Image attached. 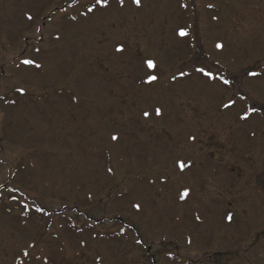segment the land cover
<instances>
[{"label":"rangeland","instance_id":"1","mask_svg":"<svg viewBox=\"0 0 264 264\" xmlns=\"http://www.w3.org/2000/svg\"><path fill=\"white\" fill-rule=\"evenodd\" d=\"M93 4L0 0V264H264V0Z\"/></svg>","mask_w":264,"mask_h":264},{"label":"snow or ice","instance_id":"2","mask_svg":"<svg viewBox=\"0 0 264 264\" xmlns=\"http://www.w3.org/2000/svg\"><path fill=\"white\" fill-rule=\"evenodd\" d=\"M132 3L135 4L137 7H139L141 5V0H132ZM119 4L121 6H123L124 4V0H119ZM108 6V0H94V4L90 7L87 8V13H93L95 10H97V8L99 9H104ZM186 7V6H185ZM209 7H211V5H209ZM87 13H85L84 15H86ZM28 19L31 20L32 17L31 16H28ZM72 19H75V17H72ZM178 35L180 37H186L188 35V33L185 31L184 28H180L179 31H178ZM56 39H59V37L57 36ZM216 48L217 49H222L223 48V45L222 44H219L217 43L216 44ZM37 51H39V49H37ZM115 51L117 53H123L125 51L124 47L122 45L120 46H117L115 48ZM23 64H26V65H32V64H35L36 67H41L42 65L36 63L35 60L33 59H26V60H23L22 61ZM140 71L144 74V77H146V79L144 80L145 83H148V84H152L153 82H156L158 80V75L155 74L157 72V63L154 59H144L142 62H141V65H140ZM196 72L198 73H201L203 76H206L208 77L210 80H214V79H217V77L213 76V73L211 70H206L204 67H199V68H196ZM181 75H186V73H183L181 72ZM173 79H175V77H173ZM219 80L222 81V83L224 85H228L230 83L229 80L223 78V77H219ZM22 91V90H21ZM241 101H243L245 98L242 96L240 97ZM222 106L223 108L225 109H231L233 108L234 106L237 105V101L232 99V98H228V100L226 102L222 101ZM155 111V114L156 115H161L162 114V111L160 108H156L154 109ZM243 111V115H240L239 116V119L242 120V121H247L250 117V114L255 112L256 109L255 108H244L242 109ZM143 115L145 117H148L150 116V113L148 111H145L143 113ZM112 139L113 140H117L118 137L117 136H112ZM193 140H195V137H192ZM177 167L180 169V171H184V169L186 167H188V165L185 164L184 161L180 160V161H177ZM109 171H111V169H109ZM188 196V191L185 190L183 191L181 194H180V199H184L185 197ZM133 207L139 211L140 210V205L139 204H134ZM36 211L38 212H42L43 209H36ZM231 216L228 217L229 220H231ZM29 248H34L35 245L34 244H29L28 245ZM22 255L24 257H29L30 256V253L28 251H23ZM36 259H39L38 257Z\"/></svg>","mask_w":264,"mask_h":264},{"label":"trees","instance_id":"3","mask_svg":"<svg viewBox=\"0 0 264 264\" xmlns=\"http://www.w3.org/2000/svg\"><path fill=\"white\" fill-rule=\"evenodd\" d=\"M45 262L47 264H74L73 261L69 259H60L58 256H55L54 254H50L46 257Z\"/></svg>","mask_w":264,"mask_h":264}]
</instances>
